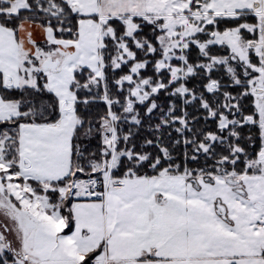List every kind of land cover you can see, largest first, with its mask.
Returning a JSON list of instances; mask_svg holds the SVG:
<instances>
[{
	"label": "snow or ice",
	"instance_id": "1",
	"mask_svg": "<svg viewBox=\"0 0 264 264\" xmlns=\"http://www.w3.org/2000/svg\"><path fill=\"white\" fill-rule=\"evenodd\" d=\"M0 264H264V0H0Z\"/></svg>",
	"mask_w": 264,
	"mask_h": 264
}]
</instances>
